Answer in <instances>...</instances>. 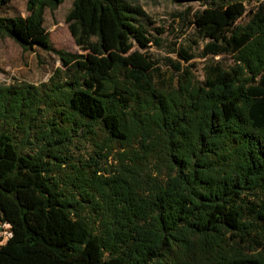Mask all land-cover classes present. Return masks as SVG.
Segmentation results:
<instances>
[{"label": "trees", "instance_id": "trees-1", "mask_svg": "<svg viewBox=\"0 0 264 264\" xmlns=\"http://www.w3.org/2000/svg\"><path fill=\"white\" fill-rule=\"evenodd\" d=\"M196 1L204 55L231 62L167 86L131 0H72L81 52L44 26L63 0L0 13V36L60 62L39 84L0 82V264H264V1Z\"/></svg>", "mask_w": 264, "mask_h": 264}, {"label": "rangeland", "instance_id": "rangeland-1", "mask_svg": "<svg viewBox=\"0 0 264 264\" xmlns=\"http://www.w3.org/2000/svg\"><path fill=\"white\" fill-rule=\"evenodd\" d=\"M141 6L151 23L148 33L157 37V41L150 42L145 49H139L147 54L153 62L154 76L157 82L164 86L172 84L180 74L185 72L195 81L201 82L205 78L207 67L220 63L223 66L231 62L228 54L204 55V39H201L191 21L195 9L204 7L203 3L196 0H131ZM264 0H254L247 3V10L255 8ZM72 0H63L55 9L44 10V26L49 32L52 44L71 52H81L71 36L65 16L71 7ZM3 15H25L26 0H11L2 7ZM238 21H242L239 19ZM184 50L191 55L185 61L179 54ZM56 55L38 47L24 51L12 38L0 36V82L9 84L16 81L39 84L47 81L52 70L59 66ZM67 154L77 157H88L91 153L89 145H79L67 150ZM112 155L106 160H101L102 166H109ZM8 224L0 223V243L8 237Z\"/></svg>", "mask_w": 264, "mask_h": 264}]
</instances>
